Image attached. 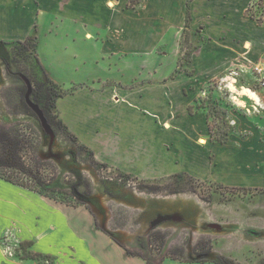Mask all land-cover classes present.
<instances>
[{"label":"crops","instance_id":"obj_1","mask_svg":"<svg viewBox=\"0 0 264 264\" xmlns=\"http://www.w3.org/2000/svg\"><path fill=\"white\" fill-rule=\"evenodd\" d=\"M187 2L144 0L130 8L126 0H0V39L23 41L40 27L68 39L52 40L50 67L37 51L36 35L35 54L46 75L65 92L55 99L59 117L96 161L139 178L185 172L214 179L219 176L220 143L211 140L209 133L203 135V114L190 112L188 107L200 96L203 85L218 76L219 47L242 42L243 64L255 65L258 72L246 69L247 82L253 78L260 84L227 88L231 96L236 92L243 98L244 112L235 120L238 126L244 125L245 136L238 145L221 143L227 153H222L225 173L220 180L234 186L264 187V28L243 16L238 0H191L189 7ZM187 10L192 38L201 39L191 48L188 61L193 74L178 67L177 58L168 54L171 51L155 52L162 45L171 50L174 35L185 27ZM236 36L245 40H234ZM92 41H100L102 59L114 58L116 69L109 76L83 74L82 81H62L59 75L69 68L72 58L80 61L76 72H84L90 59L79 45L89 46ZM230 64L222 71L234 63ZM127 70L136 73L128 76ZM239 148L238 169L235 150ZM90 225V218L76 215L72 206L0 178V264H33L31 259L35 260L26 257L14 262L5 256L2 242L9 232L11 244L30 242L27 250L58 255V262L122 264L112 254L123 256L122 250Z\"/></svg>","mask_w":264,"mask_h":264},{"label":"rangeland","instance_id":"obj_2","mask_svg":"<svg viewBox=\"0 0 264 264\" xmlns=\"http://www.w3.org/2000/svg\"><path fill=\"white\" fill-rule=\"evenodd\" d=\"M129 1L134 8L144 2ZM237 5L246 19L251 18L253 25L260 24V28H264V0H238ZM45 17L51 19L50 14ZM92 32L95 35L96 32ZM35 33L23 41L0 39V131L18 130L17 133L23 134L27 157L33 153L45 185L70 192L72 186L78 188L81 205L73 207L76 215L88 216L91 228L98 229L122 250L123 256L113 251V257L120 259L122 264H131L129 260L135 262L133 264H264V187L234 186L221 181L222 173H225L221 169L225 161L222 153L227 150L226 145L216 140L227 138V144L238 145L245 136L244 125L238 126L235 120L237 114L241 116L244 112L243 98L236 92L231 96L227 88L234 90L233 86L260 84L253 78L247 82L248 70L258 72L255 65L247 67L248 63L243 64V43L219 47L218 76L209 79L200 96L189 105L191 112L198 111L204 116L203 135L209 133L211 140L220 143L218 179L197 178L185 172L139 178L96 161L86 146L64 127H50L46 123L39 108L41 93L45 85L52 84L45 81V74L35 59L33 40L35 35L38 36L37 51L44 58V64L50 67L52 40L68 39L41 27ZM192 37L185 20V27L174 35L171 50L162 45L156 47L155 52L171 51L168 54L177 58L178 67L181 65L187 73L193 74L188 60L191 48L201 39ZM234 38L245 40L238 36ZM99 40H103L102 37ZM99 42L79 45V49L89 55L90 63H86L84 72H76L80 61L70 59L69 68L61 72L60 79L68 83L82 81L84 75H111L110 71L116 69L115 59H107V56L102 59L100 50L103 48ZM232 53H238L233 61ZM133 60L135 67L138 61ZM151 63L154 64L153 60ZM226 63L234 64L222 71ZM126 73L130 76L136 72L127 70ZM31 90L32 96L29 95ZM239 90L243 89L240 87ZM19 91H24V100H19ZM235 157L239 169L242 148L235 150ZM12 240L10 232L4 236L5 256L14 262L28 259L30 249L20 247L21 244L13 245ZM59 258L58 255L42 254L31 261L33 264H66L58 262Z\"/></svg>","mask_w":264,"mask_h":264},{"label":"trees","instance_id":"obj_3","mask_svg":"<svg viewBox=\"0 0 264 264\" xmlns=\"http://www.w3.org/2000/svg\"><path fill=\"white\" fill-rule=\"evenodd\" d=\"M127 5L130 8L134 7V4L130 3V1L127 3ZM189 18V11H187V26L189 24ZM30 37L31 36H28L26 39H29ZM33 45L35 47L36 40H33ZM35 59L40 68H42L37 57ZM42 70L44 72L43 68ZM44 74L45 81L52 84V86L45 85L43 92L41 93L42 102H40L39 107L41 114L50 127H64L73 137H75L74 134H72L62 122L55 105V99L63 95L65 92L62 91L59 85L53 83L45 72ZM32 91L33 90H31L29 93L30 96L34 94ZM18 95L19 100H24V91H19ZM188 110L191 112V106L188 107ZM17 132L18 130L0 131V178L35 191L39 195L47 197L55 202L72 207L81 205V201L78 197L79 190L76 186H72L70 192L62 190V188L48 187L44 184L38 161L33 157V153L30 154L31 156L27 157L28 154L26 150H24L25 137L23 134ZM226 132L227 131H225V134ZM216 140L224 143L227 141V138H216ZM87 149L93 156L92 151L89 148ZM87 193H89V191ZM81 195L86 196L88 194ZM29 245L30 242H23L21 243L20 247L22 246L26 249ZM27 256L31 258H37L41 256V254L28 252Z\"/></svg>","mask_w":264,"mask_h":264},{"label":"water","instance_id":"obj_4","mask_svg":"<svg viewBox=\"0 0 264 264\" xmlns=\"http://www.w3.org/2000/svg\"><path fill=\"white\" fill-rule=\"evenodd\" d=\"M42 115V114H41Z\"/></svg>","mask_w":264,"mask_h":264}]
</instances>
